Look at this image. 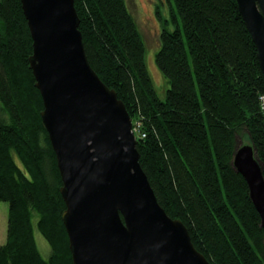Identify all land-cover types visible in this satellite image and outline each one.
Here are the masks:
<instances>
[{"label": "trees", "instance_id": "1", "mask_svg": "<svg viewBox=\"0 0 264 264\" xmlns=\"http://www.w3.org/2000/svg\"><path fill=\"white\" fill-rule=\"evenodd\" d=\"M156 63L127 0H75L91 67L114 89L145 138L140 163L160 205L181 220L211 264H264V230L233 165L246 138L264 166V75L237 0H169ZM33 40L21 0H0V201L8 202L0 264H73L57 156L30 67ZM36 227L51 254L43 257Z\"/></svg>", "mask_w": 264, "mask_h": 264}, {"label": "water", "instance_id": "2", "mask_svg": "<svg viewBox=\"0 0 264 264\" xmlns=\"http://www.w3.org/2000/svg\"><path fill=\"white\" fill-rule=\"evenodd\" d=\"M21 2L42 119L63 181L73 264H211L186 225L160 205L126 105L90 65L75 0ZM237 2L264 75V0ZM233 165L264 230V166L255 147L240 144Z\"/></svg>", "mask_w": 264, "mask_h": 264}, {"label": "rangeland", "instance_id": "3", "mask_svg": "<svg viewBox=\"0 0 264 264\" xmlns=\"http://www.w3.org/2000/svg\"><path fill=\"white\" fill-rule=\"evenodd\" d=\"M127 3L133 15L135 16L147 43V65L150 74L154 80L159 95L161 97H165L166 91L170 88V84L163 76L156 63V55L160 46V32L163 28V21L160 22L157 12L159 10L162 18L168 20L170 18L171 12L170 1L127 0ZM239 142L243 145L249 144V141L246 138H240ZM9 207L10 205L8 202L0 201V247L7 241ZM35 235L43 257L49 258L51 254L50 246L36 227V221Z\"/></svg>", "mask_w": 264, "mask_h": 264}, {"label": "built area", "instance_id": "4", "mask_svg": "<svg viewBox=\"0 0 264 264\" xmlns=\"http://www.w3.org/2000/svg\"><path fill=\"white\" fill-rule=\"evenodd\" d=\"M260 103H261V108L264 114V95L260 97ZM133 132L136 135L137 139L146 137V134L142 131V124L139 121H137L133 125Z\"/></svg>", "mask_w": 264, "mask_h": 264}, {"label": "bare ground", "instance_id": "5", "mask_svg": "<svg viewBox=\"0 0 264 264\" xmlns=\"http://www.w3.org/2000/svg\"><path fill=\"white\" fill-rule=\"evenodd\" d=\"M262 109V108H261Z\"/></svg>", "mask_w": 264, "mask_h": 264}]
</instances>
